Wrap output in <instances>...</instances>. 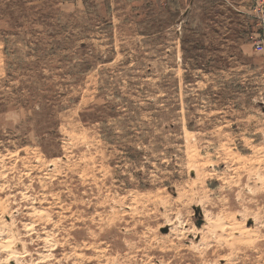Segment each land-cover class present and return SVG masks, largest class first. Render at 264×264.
<instances>
[{"label": "rangeland", "instance_id": "374dc122", "mask_svg": "<svg viewBox=\"0 0 264 264\" xmlns=\"http://www.w3.org/2000/svg\"><path fill=\"white\" fill-rule=\"evenodd\" d=\"M254 2L0 0V264H264Z\"/></svg>", "mask_w": 264, "mask_h": 264}, {"label": "built area", "instance_id": "2783aa9c", "mask_svg": "<svg viewBox=\"0 0 264 264\" xmlns=\"http://www.w3.org/2000/svg\"><path fill=\"white\" fill-rule=\"evenodd\" d=\"M253 15L261 22L262 31H260L258 36L251 37L254 38V47L256 50H264V0H255L252 5Z\"/></svg>", "mask_w": 264, "mask_h": 264}]
</instances>
